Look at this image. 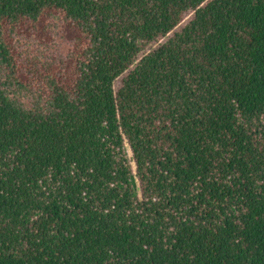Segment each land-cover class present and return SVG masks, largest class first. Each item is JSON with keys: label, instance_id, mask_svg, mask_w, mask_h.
<instances>
[{"label": "trees", "instance_id": "obj_1", "mask_svg": "<svg viewBox=\"0 0 264 264\" xmlns=\"http://www.w3.org/2000/svg\"><path fill=\"white\" fill-rule=\"evenodd\" d=\"M0 264H264V0H0Z\"/></svg>", "mask_w": 264, "mask_h": 264}]
</instances>
